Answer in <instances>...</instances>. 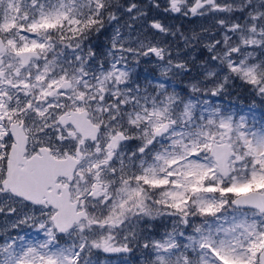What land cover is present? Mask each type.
Here are the masks:
<instances>
[{"label": "snow or ice", "instance_id": "6c2138e0", "mask_svg": "<svg viewBox=\"0 0 264 264\" xmlns=\"http://www.w3.org/2000/svg\"><path fill=\"white\" fill-rule=\"evenodd\" d=\"M161 7L219 30L187 93L139 83L142 62L190 69L137 0H0V216L15 231L0 264H117L97 254L134 247L142 264H264V120L210 99L240 81L264 100V0ZM156 220L171 229L146 234Z\"/></svg>", "mask_w": 264, "mask_h": 264}, {"label": "rangeland", "instance_id": "374dc122", "mask_svg": "<svg viewBox=\"0 0 264 264\" xmlns=\"http://www.w3.org/2000/svg\"><path fill=\"white\" fill-rule=\"evenodd\" d=\"M160 2L161 5L164 4V0H160ZM221 2H223V0H221ZM137 3L148 12L149 20L156 18L168 26L172 32L176 33L175 36L171 34H157L153 36L152 33L154 30H148L147 35L153 40V43L159 42L161 46H167L172 52L174 62L187 61L188 67L190 69L189 72L183 75L177 74L174 70L172 73H169L167 77H162L159 67L155 66L154 63L142 62L138 67V69H141V74L137 73V75H140V79L138 80L139 83H141V85H145L149 80L155 83L157 79H160L164 80L168 84L170 90L173 88L177 91L184 89L185 93H187L190 82H194L196 79H202L200 76V65L208 55L205 45L210 42L213 36L220 38L219 30L215 25V20L211 16L183 17L179 16L178 14L164 13L163 7L160 9L149 8V0H137ZM125 21L132 23L128 16L123 17L121 24H123ZM133 28H135L137 31H144L146 29V25L142 27V21H136L133 24ZM109 31L111 32V29ZM125 31L127 30L125 29ZM181 33L183 36L189 37L190 39V43L187 46H185L184 39L181 38ZM194 33L199 34V39H191ZM107 40V35L101 36V46L106 44ZM153 60H155V58H153ZM147 63H150L153 66L154 73L151 75H148L145 70L144 66ZM209 87H211V85H209ZM242 96L247 98V100L252 99L255 101V104H242L239 106L241 103L240 101L243 99ZM210 99L214 104H218L222 107H228L240 114L246 115L250 121L253 117H255L256 121H260L264 117V100L250 93L245 87L241 85L240 81L230 82L225 92H223L220 96L211 97ZM12 222H14V218L0 216V235L3 234V229L5 228H7L9 231H12L10 227ZM158 224L161 226V228L155 231L156 227L159 228ZM166 229H171L170 220H156L152 222L151 231L146 232V234L158 237L159 234ZM12 234L14 235L15 231H12ZM32 235H35V233L32 232ZM97 256L100 260L108 259L110 261L117 262V264H125V257L127 258L126 264H142L144 259L143 250L135 247L133 248L132 252L127 254L98 253Z\"/></svg>", "mask_w": 264, "mask_h": 264}, {"label": "flooded vegetation", "instance_id": "af4514ba", "mask_svg": "<svg viewBox=\"0 0 264 264\" xmlns=\"http://www.w3.org/2000/svg\"><path fill=\"white\" fill-rule=\"evenodd\" d=\"M100 39H101V36L99 37V39H97V40H94L93 41V43H95L96 45H101V42H100ZM99 42V43H98ZM98 43V44H97ZM145 70H146V72L148 73V75H151V74H153L154 73V69H153V66H152V64H150V63H147V64H145ZM192 67V66H191ZM137 73H139V74H141V69H138L137 70ZM137 78H138V80L140 79V75H137ZM158 227L159 228H155V231H157L158 229H160L161 228V226L158 224Z\"/></svg>", "mask_w": 264, "mask_h": 264}, {"label": "trees", "instance_id": "16d2710c", "mask_svg": "<svg viewBox=\"0 0 264 264\" xmlns=\"http://www.w3.org/2000/svg\"><path fill=\"white\" fill-rule=\"evenodd\" d=\"M245 90V89H244ZM231 93V92H230ZM242 101H240L241 103H240V105L239 106H241L242 104L243 105H253V104H255V101H253L252 99H248L247 100V98H245L244 96H242ZM262 120H264V117L262 118Z\"/></svg>", "mask_w": 264, "mask_h": 264}]
</instances>
